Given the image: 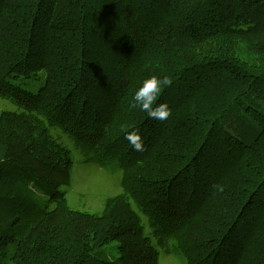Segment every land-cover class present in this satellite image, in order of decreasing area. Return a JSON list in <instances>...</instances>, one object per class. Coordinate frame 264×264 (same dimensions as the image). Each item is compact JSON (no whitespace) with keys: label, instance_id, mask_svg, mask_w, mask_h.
<instances>
[{"label":"trees","instance_id":"trees-1","mask_svg":"<svg viewBox=\"0 0 264 264\" xmlns=\"http://www.w3.org/2000/svg\"><path fill=\"white\" fill-rule=\"evenodd\" d=\"M0 97V264H264V0H0ZM71 146L122 172L101 212Z\"/></svg>","mask_w":264,"mask_h":264},{"label":"rangeland","instance_id":"rangeland-1","mask_svg":"<svg viewBox=\"0 0 264 264\" xmlns=\"http://www.w3.org/2000/svg\"><path fill=\"white\" fill-rule=\"evenodd\" d=\"M0 109L15 110L16 106L0 97ZM74 163L71 169V183L61 186L67 193L68 205L73 210L101 212L108 197L122 191V172L116 166H105L99 162H86L81 154L71 146ZM146 230L148 229L145 221ZM115 244V243H114ZM160 264H185L178 254H170L158 248Z\"/></svg>","mask_w":264,"mask_h":264},{"label":"clouds","instance_id":"clouds-1","mask_svg":"<svg viewBox=\"0 0 264 264\" xmlns=\"http://www.w3.org/2000/svg\"><path fill=\"white\" fill-rule=\"evenodd\" d=\"M172 80L168 76L162 79L156 75H151L146 79L142 86L133 94L131 108H139L147 112L153 119H167L171 115V109L165 103L157 104V99L165 86L171 85ZM132 143L136 150H143V142L138 132H131L125 136ZM213 188L219 192L224 191V186L220 184L213 185Z\"/></svg>","mask_w":264,"mask_h":264}]
</instances>
